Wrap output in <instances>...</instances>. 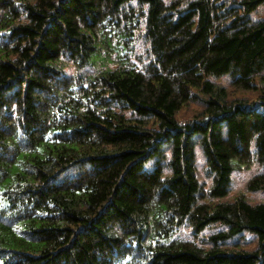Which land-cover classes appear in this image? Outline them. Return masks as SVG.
Segmentation results:
<instances>
[{
  "label": "trees",
  "instance_id": "1",
  "mask_svg": "<svg viewBox=\"0 0 264 264\" xmlns=\"http://www.w3.org/2000/svg\"><path fill=\"white\" fill-rule=\"evenodd\" d=\"M263 4L0 0V264H264V205L212 202L264 165V94L226 102L212 81L264 82ZM183 227L194 239L171 238ZM245 232L253 251L233 248Z\"/></svg>",
  "mask_w": 264,
  "mask_h": 264
},
{
  "label": "rangeland",
  "instance_id": "2",
  "mask_svg": "<svg viewBox=\"0 0 264 264\" xmlns=\"http://www.w3.org/2000/svg\"><path fill=\"white\" fill-rule=\"evenodd\" d=\"M264 20V4L257 7V9L250 14V21L252 23ZM66 74L72 75L77 73L74 67L71 64H63L61 65ZM82 73V72H80ZM85 73V72H84ZM215 82L216 87L223 88L225 91L224 101L231 102L233 100H245L248 102L255 101L259 96L264 94V82H261L259 78L255 79V89L253 90H242L235 88L231 85L229 76L224 75ZM210 95L199 94V97L191 101L188 105L183 107L175 114V119L179 123H184L187 120L193 118L194 116L200 115L205 108L204 100H208ZM195 153V177L199 184H203L205 188H209L211 186V178L205 175V157L203 152L198 144L194 147ZM259 173H264V165H259L257 163H253L248 168H243L239 170H234L231 173V189L230 192L221 198L213 199L212 202L214 204L218 203H233L235 199L243 194L245 195L246 201L249 205H264V190H257L248 192L246 189V185L248 181L255 175ZM67 174H63L60 176L59 180H62ZM225 226L221 225H213L206 228L199 235L200 239H207L212 234H214L218 230H225ZM244 238L241 240L238 237H235L232 240L227 242L228 245H225L226 248L231 249L233 247V242H237L240 240L241 245L238 247H233L234 249L240 248L245 251H253L257 248V239L253 234L243 233ZM171 238H192L191 231L187 227L180 228L176 231ZM196 239V238H195ZM197 243H199L197 241ZM232 245V246H231ZM200 246V245H199ZM210 244H202L200 247L203 249L210 248Z\"/></svg>",
  "mask_w": 264,
  "mask_h": 264
}]
</instances>
